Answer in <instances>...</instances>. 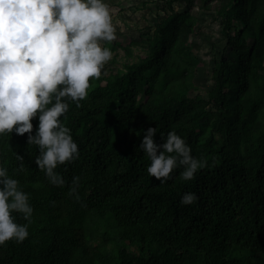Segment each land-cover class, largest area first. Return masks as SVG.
Segmentation results:
<instances>
[{
    "label": "trees",
    "instance_id": "16d2710c",
    "mask_svg": "<svg viewBox=\"0 0 264 264\" xmlns=\"http://www.w3.org/2000/svg\"><path fill=\"white\" fill-rule=\"evenodd\" d=\"M200 2L223 36L210 88L196 81L195 0H164L140 40L106 45L109 69L70 101L64 122L80 156L58 166L64 185L38 167L28 133L0 135V156L34 207L29 237L0 245V264H264V0ZM149 126L158 143L175 130L191 145L204 161L193 179L183 166L163 183L148 173L139 145ZM185 192L195 203L181 202Z\"/></svg>",
    "mask_w": 264,
    "mask_h": 264
},
{
    "label": "clouds",
    "instance_id": "9594fccd",
    "mask_svg": "<svg viewBox=\"0 0 264 264\" xmlns=\"http://www.w3.org/2000/svg\"><path fill=\"white\" fill-rule=\"evenodd\" d=\"M116 39L117 22L108 0H0V135L28 133L29 144L40 150L35 161L54 185L66 182L58 166L80 156L64 122L70 101L79 105L88 97L93 81L113 58L106 45ZM36 116L39 125L33 134ZM156 133L157 127L149 126L139 145L151 158L148 173L163 183L183 166L180 175L193 179L204 161L175 130L163 143L156 141ZM79 181V176L73 178L76 199ZM197 199L195 192H185L181 202ZM14 213L23 214L28 223L18 222ZM33 213L30 194L9 175L0 156V245L29 237Z\"/></svg>",
    "mask_w": 264,
    "mask_h": 264
},
{
    "label": "rangeland",
    "instance_id": "374dc122",
    "mask_svg": "<svg viewBox=\"0 0 264 264\" xmlns=\"http://www.w3.org/2000/svg\"><path fill=\"white\" fill-rule=\"evenodd\" d=\"M155 1L159 2V9H155ZM200 1L195 0L196 6L192 8L190 15L197 31L194 37L196 46L193 49V58L198 66L196 81L206 89L212 86L214 54L223 46V36L220 32L221 19L212 10H206ZM108 3L113 12L114 22H117V39L110 42L111 45L140 40L142 35L147 34V28L156 21V14L165 13L164 0H108ZM174 5L179 11L186 9L183 1L175 2ZM135 51L144 54L138 47ZM109 67L108 62L103 70Z\"/></svg>",
    "mask_w": 264,
    "mask_h": 264
}]
</instances>
